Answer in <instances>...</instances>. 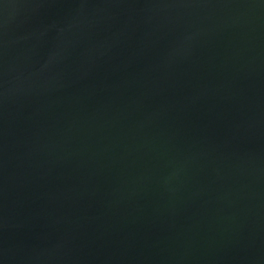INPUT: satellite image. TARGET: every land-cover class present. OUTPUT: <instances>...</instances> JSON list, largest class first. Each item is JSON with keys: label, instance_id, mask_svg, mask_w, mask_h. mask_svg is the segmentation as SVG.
Here are the masks:
<instances>
[{"label": "water", "instance_id": "1", "mask_svg": "<svg viewBox=\"0 0 264 264\" xmlns=\"http://www.w3.org/2000/svg\"><path fill=\"white\" fill-rule=\"evenodd\" d=\"M0 264H264V0H0Z\"/></svg>", "mask_w": 264, "mask_h": 264}]
</instances>
